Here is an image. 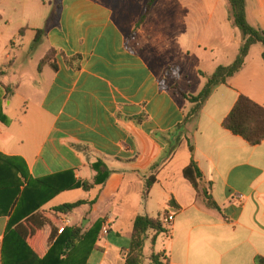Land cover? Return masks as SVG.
<instances>
[{"label": "crops", "instance_id": "0c3cea01", "mask_svg": "<svg viewBox=\"0 0 264 264\" xmlns=\"http://www.w3.org/2000/svg\"><path fill=\"white\" fill-rule=\"evenodd\" d=\"M245 1L248 23L264 31V0ZM0 4V154L26 166L32 179L67 174L63 183L93 184L94 164L110 171L103 185L63 191L38 211L48 216L81 191V200L95 201L56 217L59 228L66 221V227L88 224L87 230L102 224L86 264H124L135 219L166 212L174 217L170 235L153 245L149 234L146 264L160 252L167 264H256L264 258V142L252 146L222 125L240 96L264 107V46H252L241 71L186 124L193 105L172 88L197 96L207 82L202 73L211 76L237 59L243 38L229 0L228 12L223 0H158L137 30L143 0H61L55 25L38 44L45 51L30 59L29 69L11 60L17 47L12 32L36 39L54 0ZM141 6V16L130 15ZM172 67L179 69L175 83ZM192 160L203 174L199 192L183 175ZM151 177L155 183L144 198ZM204 192L220 210L207 207ZM6 194L0 190V264L17 202ZM236 194L244 199L236 201ZM39 242L33 249L43 259ZM80 257L73 251V264Z\"/></svg>", "mask_w": 264, "mask_h": 264}, {"label": "trees", "instance_id": "16d2710c", "mask_svg": "<svg viewBox=\"0 0 264 264\" xmlns=\"http://www.w3.org/2000/svg\"><path fill=\"white\" fill-rule=\"evenodd\" d=\"M157 1H148L135 30L144 24ZM55 2V8L47 20L46 26L41 30H37L35 44H38L42 36L56 23V17L61 8V0H55ZM229 2L231 5V19L234 26L241 31L243 38L239 55L233 64L218 67L211 76L202 73L207 82L201 93L197 96L188 95L175 85L172 87L193 105L184 120V124L199 116L203 106L218 86L227 84L230 78L241 71L252 46L256 44L264 46V31L254 28L248 23L246 1L229 0ZM51 55L53 56V52ZM47 61H49V57L41 62L39 70L42 69ZM66 62L71 64L70 60H66ZM4 73V70H0V76ZM168 75H172V80L175 83L179 78V69L177 67L170 68ZM160 88L163 90L166 87L161 84ZM6 91L8 93V88H6ZM0 120H5L1 114V110ZM222 125L224 129L230 131L235 136L243 138L250 145H260L264 142V107L245 96H240ZM157 135L160 136L161 134ZM93 169L97 172L93 184L87 182L72 185L63 183L62 178L67 174L44 179H32L26 166L0 154V190L7 191L6 197H10L11 200L12 194L17 199L15 203L16 208L10 218L4 241L3 264H73L72 254L75 250L81 255L79 264H86L92 251L97 249L95 245L99 238L102 224L97 223L89 230L85 228L84 230L81 225L66 227L60 234L59 222L56 217L58 215H68L86 204L93 205L95 201L87 202L79 200L74 203L59 205L51 208L50 215L48 216H43L38 211L63 191L76 187L89 191L94 186L103 185L110 174L109 169L102 162L94 164ZM183 175L194 189L199 192L203 174L194 160L184 170ZM154 183L155 179L153 177L148 179L144 198L147 197ZM204 197L208 208L220 210L215 200L208 196L207 192H204ZM170 205L175 206L174 200L170 201ZM168 215V212H166V216ZM150 233L153 234L151 242L155 245L158 237L161 235L169 236L170 230L164 227L160 216L157 218L147 215L138 216L134 221L124 264H146L144 250L146 242L150 239ZM37 240H40L39 249L42 254L47 253L43 259H40L33 249L34 242ZM163 257L164 254L161 252L157 254L153 253L149 258V264H167L163 262ZM256 264H264V258L258 257Z\"/></svg>", "mask_w": 264, "mask_h": 264}, {"label": "rangeland", "instance_id": "374dc122", "mask_svg": "<svg viewBox=\"0 0 264 264\" xmlns=\"http://www.w3.org/2000/svg\"><path fill=\"white\" fill-rule=\"evenodd\" d=\"M147 2H148V0H143V3H144L143 5H146ZM223 2H224L225 10L228 12V9H229V7H228V0H223ZM55 4H56V2L54 0V4L52 6V12H53V10L55 8ZM1 9H2V5L0 4V11H1ZM143 9H144L143 6H141L139 8L138 7H134L131 10L130 15L131 16L132 15L133 16L134 15L141 16L142 13H143ZM237 30L241 33V31L239 29H237ZM241 35H242V33H241ZM13 39H16V41H17L16 46L17 47L16 48L12 47V58H11V60H13L14 62L17 61V63L19 65H25V69L32 68V63H31L30 59L33 58V57L34 58L40 57L44 53V51H45V46L44 45H38L40 42L38 44H35V35H28L27 34L26 36L24 35L23 37H20L19 34H17L16 32H12V41H13ZM31 45L33 47H35V46L38 45L37 46V50H36L35 53H32L30 51ZM27 55H29L28 56L29 58L27 57ZM3 61H4V57H1L0 58V63H2ZM9 61L10 60H5L4 63L7 64V63H9ZM83 197H86V194H84L81 191V194L80 195H76L74 198H69V199L66 200V202L67 203L76 202L78 200L83 199ZM77 214L78 213H75V215H72V218L75 219L76 216H77ZM78 224H80V222H78ZM86 227H88V224H85L84 225V228L87 230ZM126 237H128V236L123 235V238L124 239ZM165 237H167V236H165ZM159 247L162 248L161 245ZM151 253H152L151 243L149 241H147V245H146V249H145V256H149ZM94 255L96 257H98V256L101 257L102 253L96 252V253H94ZM145 261H146V258H145ZM95 264H97V263H95Z\"/></svg>", "mask_w": 264, "mask_h": 264}, {"label": "built area", "instance_id": "2783aa9c", "mask_svg": "<svg viewBox=\"0 0 264 264\" xmlns=\"http://www.w3.org/2000/svg\"><path fill=\"white\" fill-rule=\"evenodd\" d=\"M233 199H235L236 201H242L243 199H244V196L243 195H240V194H236V195H234V198ZM161 220H162V223H163V225H164V227L165 228H170V226H171V223L174 221V217L173 216H170V215H168V216H164L163 218H161ZM69 224V222L68 221H66L65 222V225L67 226ZM65 225H63L60 229H59V233L61 234L63 231H64V229L66 228V226Z\"/></svg>", "mask_w": 264, "mask_h": 264}]
</instances>
